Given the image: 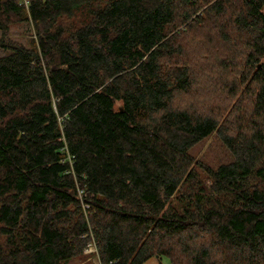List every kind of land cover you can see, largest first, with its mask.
I'll return each mask as SVG.
<instances>
[{
	"label": "trees",
	"instance_id": "1",
	"mask_svg": "<svg viewBox=\"0 0 264 264\" xmlns=\"http://www.w3.org/2000/svg\"><path fill=\"white\" fill-rule=\"evenodd\" d=\"M0 47V264H264V0H0Z\"/></svg>",
	"mask_w": 264,
	"mask_h": 264
},
{
	"label": "rangeland",
	"instance_id": "2",
	"mask_svg": "<svg viewBox=\"0 0 264 264\" xmlns=\"http://www.w3.org/2000/svg\"><path fill=\"white\" fill-rule=\"evenodd\" d=\"M8 35L14 40L20 41L25 45H27L31 38L34 37L32 26L28 22L11 23L9 26ZM6 53L7 50H4L0 47V56L5 55ZM196 89L201 93L204 91V89L200 87H196ZM183 100L186 102V95L183 96ZM190 151L195 160L203 161L210 166H216L217 164L230 159L229 152L223 146L216 133H213L207 138L198 142ZM84 255L87 254L84 253ZM83 258V256L80 258H72L64 261L63 264H80V261ZM143 264H171V262L167 257H161L159 259L152 257L149 259V261Z\"/></svg>",
	"mask_w": 264,
	"mask_h": 264
},
{
	"label": "built area",
	"instance_id": "3",
	"mask_svg": "<svg viewBox=\"0 0 264 264\" xmlns=\"http://www.w3.org/2000/svg\"><path fill=\"white\" fill-rule=\"evenodd\" d=\"M21 4H23L25 7L28 5V0H19ZM81 191L79 192V194ZM85 207H88L87 205ZM85 254H93V256L97 259L95 264H100L98 256H97V251L94 243H89L88 246L84 249Z\"/></svg>",
	"mask_w": 264,
	"mask_h": 264
},
{
	"label": "crops",
	"instance_id": "4",
	"mask_svg": "<svg viewBox=\"0 0 264 264\" xmlns=\"http://www.w3.org/2000/svg\"><path fill=\"white\" fill-rule=\"evenodd\" d=\"M155 258L159 259L157 257H155ZM96 261L97 260L94 258L93 254L90 253V254L84 255V258L80 261V264H95Z\"/></svg>",
	"mask_w": 264,
	"mask_h": 264
}]
</instances>
